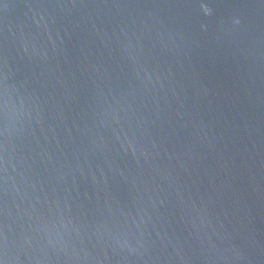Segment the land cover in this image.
Here are the masks:
<instances>
[{"label":"water","instance_id":"95a60500","mask_svg":"<svg viewBox=\"0 0 264 264\" xmlns=\"http://www.w3.org/2000/svg\"><path fill=\"white\" fill-rule=\"evenodd\" d=\"M0 264H264V0H0Z\"/></svg>","mask_w":264,"mask_h":264},{"label":"clouds","instance_id":"9594fccd","mask_svg":"<svg viewBox=\"0 0 264 264\" xmlns=\"http://www.w3.org/2000/svg\"><path fill=\"white\" fill-rule=\"evenodd\" d=\"M207 11V10H206Z\"/></svg>","mask_w":264,"mask_h":264}]
</instances>
